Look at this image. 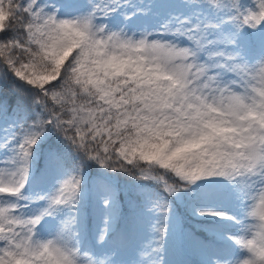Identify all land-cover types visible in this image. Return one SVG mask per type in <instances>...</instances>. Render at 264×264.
I'll return each mask as SVG.
<instances>
[{"label": "snow or ice", "instance_id": "obj_1", "mask_svg": "<svg viewBox=\"0 0 264 264\" xmlns=\"http://www.w3.org/2000/svg\"><path fill=\"white\" fill-rule=\"evenodd\" d=\"M0 264H264V0H0Z\"/></svg>", "mask_w": 264, "mask_h": 264}]
</instances>
